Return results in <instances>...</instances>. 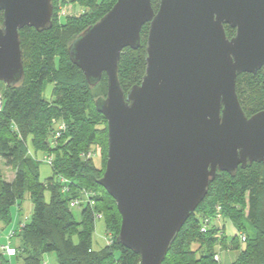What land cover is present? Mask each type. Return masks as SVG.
Wrapping results in <instances>:
<instances>
[{"label":"water","instance_id":"water-1","mask_svg":"<svg viewBox=\"0 0 264 264\" xmlns=\"http://www.w3.org/2000/svg\"><path fill=\"white\" fill-rule=\"evenodd\" d=\"M53 0H0V82L24 81L20 30L49 29ZM145 71L126 93L118 81L124 48L140 46ZM224 25L234 29L226 36ZM73 65L105 97V169L97 180L120 215L117 242L162 264L218 171L264 165V110L248 117L236 78L264 68V0H116L67 48Z\"/></svg>","mask_w":264,"mask_h":264},{"label":"trees","instance_id":"trees-1","mask_svg":"<svg viewBox=\"0 0 264 264\" xmlns=\"http://www.w3.org/2000/svg\"><path fill=\"white\" fill-rule=\"evenodd\" d=\"M115 1L71 0L83 11L79 16H66L61 21L53 0L51 28L41 32L28 27L20 30L24 81L11 88L0 82L3 87L0 92V223L3 227L11 223V207L20 208L26 195L33 211L30 220L10 240L15 254L8 257L0 253V264H42L44 255L51 253L57 264L140 263L137 255L117 242L120 215L113 199L97 184L105 168L107 129L94 103L106 96V76L103 74L91 87L67 53L72 40L99 21ZM158 4L159 0H151L154 11ZM224 29L228 38L234 35V29L227 25ZM147 31L148 24H145L140 32V46L124 48L120 54L117 76L124 93L139 84L144 75ZM47 83L52 84L51 100L43 98ZM236 94L248 117L263 111L264 68L255 74L238 75ZM53 122H63L66 126L56 140H52ZM28 138L36 151L54 156L51 176L44 181L39 179V162L28 152ZM98 144L103 151L99 166L93 158H82V154L95 150ZM2 166L13 172L11 181L5 180ZM59 177L68 180L67 193L60 192ZM46 190L50 195L47 203ZM83 191L91 194L94 204L80 208L81 219L77 222L69 202L80 198ZM95 214H100L104 221L105 232L113 233V244L99 250L91 247ZM215 218L230 221L235 237L223 235ZM247 225L251 234L245 229ZM241 234L245 242L240 241ZM16 238L18 244L12 243ZM226 246L238 252L231 264H264L262 163L238 167L234 176L222 171L216 173L204 200L182 226L162 264H219L214 259L216 248Z\"/></svg>","mask_w":264,"mask_h":264},{"label":"rangeland","instance_id":"rangeland-1","mask_svg":"<svg viewBox=\"0 0 264 264\" xmlns=\"http://www.w3.org/2000/svg\"><path fill=\"white\" fill-rule=\"evenodd\" d=\"M54 5H55V12L58 13V18L61 21H63L66 16H68V17L79 16V14H81V12L83 11L82 8H80L78 5L72 3L71 0H65V1L56 0ZM26 39H28V38H26ZM0 88H1L0 92H2L3 87L1 86ZM51 93H52V84L47 83L45 85V88L43 91V98L45 100H51V98H52ZM98 145L99 146L95 147V150L93 149V152L97 151V153L99 154V156L95 155L93 158V162L97 166H99L100 158L103 156L102 146L100 144H98ZM27 147H28V152H29L30 156H32L36 161L39 162V179H40V181H44L45 179H48L51 176L52 171H51L50 165L43 161L45 153H43L42 151H36L32 145L30 138L27 139ZM46 154H48V153H46ZM50 155H52V157L54 159L53 154L50 153ZM105 162H106V159H105ZM104 167H105V163H104ZM2 170H3L5 180L8 181L11 178V176L13 175V172L9 168H6L5 166H2ZM49 198H50L49 192L46 190L44 192V200L46 203L49 201ZM71 210H72V214H73L74 219L77 222L80 221L81 209L76 207V208H73ZM10 211H11V219L12 220H11V223L8 226H5L4 230H2V232H0L1 241H3V238H5L4 236L6 235V233H4V232L7 229H9L10 227H12V225H13V227H16V230L13 232H15V233H16V231L20 232V230L23 228L24 224L28 220H30V217H31L32 211H33V204L31 202V200L28 198V196L26 195L21 206H20V208L13 206V207H11ZM215 219H217L215 223L219 227H222L223 235H228L229 237H231V236L235 237L236 231H235V228L233 227V225L231 224L230 221H228L227 219H222V218H215ZM0 225H1V223H0ZM245 229L247 230L248 234L252 233V230L249 228L248 225H247V227H245ZM105 231L106 230H105L104 221L101 219H96L95 231L91 237V247L93 250H99V249L103 248L104 246H109V245L113 244V242H112V239H113L112 234L113 233L110 231H107V233H106ZM105 234L109 235V241H107V243L103 239ZM13 243L18 244L17 238H16V240L13 241ZM239 244H240V246H243V243H239ZM10 245L13 247L11 242H10ZM230 246H228V247L226 246L225 248L222 247L221 249H220V247L216 248L217 256L219 258L216 261V263L231 264L236 259V257L238 256V252L235 250H232L230 248ZM195 247H196V245L194 246V248ZM226 249H229V250H226ZM43 260L46 261L47 264H57L55 255L53 253L44 255Z\"/></svg>","mask_w":264,"mask_h":264},{"label":"built area","instance_id":"built-area-1","mask_svg":"<svg viewBox=\"0 0 264 264\" xmlns=\"http://www.w3.org/2000/svg\"><path fill=\"white\" fill-rule=\"evenodd\" d=\"M0 108H1V102H0ZM53 123H54V127H53L52 140H56V139L60 138L61 135L64 133V131L66 130V126H65V124L63 122H53ZM95 155L99 156L97 151L93 152V150H91V151H88L85 154H82V158L92 159V158H94ZM43 161L51 166L53 164L52 155L45 153ZM58 181L61 184L60 192L63 193V194L67 193V191H68V183H69L68 180H66L63 177H59ZM90 196H91V194H89L88 192L83 191L82 192V196L80 198H74V199L70 200L69 208L70 209H73V208H76V207L83 208L85 206L92 207L94 202L91 200ZM94 216H95L96 219H100V217H101L100 214H95ZM201 231L202 232L205 231V225L201 228ZM13 236H14V232L13 231L7 233V235L5 236V239H6L5 243L1 242V236H0V253H2L3 255H6L8 257L13 256L15 254V249L10 245V240H11V238ZM103 239L107 243V241H109V235L105 234ZM240 241L241 242H245V236L242 235V234L240 235ZM214 258H215L216 261L219 259L217 255H215ZM42 264H47V262L43 260Z\"/></svg>","mask_w":264,"mask_h":264},{"label":"crops","instance_id":"crops-1","mask_svg":"<svg viewBox=\"0 0 264 264\" xmlns=\"http://www.w3.org/2000/svg\"><path fill=\"white\" fill-rule=\"evenodd\" d=\"M12 178H13V175L11 176V178L8 180V181H11L12 180ZM2 227V228H1ZM8 228V227H7ZM2 230H4V227H3V225L1 224L0 225V232H2ZM16 230V227H13V225H12V227H10L9 229H7L4 233H6V235H7V233H9V232H11V231H15ZM5 235V236H6ZM4 236V237H5ZM1 242H3V243H5L6 242V239L5 238H3V241H1ZM13 243V242H12ZM220 257V256H219Z\"/></svg>","mask_w":264,"mask_h":264}]
</instances>
